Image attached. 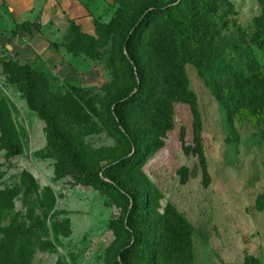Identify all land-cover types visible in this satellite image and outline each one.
<instances>
[{"label": "rangeland", "instance_id": "1", "mask_svg": "<svg viewBox=\"0 0 264 264\" xmlns=\"http://www.w3.org/2000/svg\"><path fill=\"white\" fill-rule=\"evenodd\" d=\"M97 1L93 32L75 22L68 40L74 55L99 70L98 80L75 82L37 68L29 86L12 66L0 75V244L21 264H116L131 241L122 222L134 200L130 194L127 203L125 190L141 200L133 223L142 244L133 264H242L249 255L264 264V209L257 206L264 125L242 118L232 131L228 108L195 65L175 76L176 51L160 18L134 45L147 95L127 104L124 119L143 147L133 166L115 172L121 191L86 182L50 136L41 111L104 176L129 152L109 106L132 85L122 43L150 0ZM262 10L259 0L221 3V32L210 44L218 63L246 73L253 62L264 66Z\"/></svg>", "mask_w": 264, "mask_h": 264}, {"label": "trees", "instance_id": "2", "mask_svg": "<svg viewBox=\"0 0 264 264\" xmlns=\"http://www.w3.org/2000/svg\"><path fill=\"white\" fill-rule=\"evenodd\" d=\"M224 0H150L145 6L134 14L131 30L126 34L123 43L122 56L130 65L132 85L123 93L115 97L109 106V115L114 127L125 140L129 147L128 154L120 157L108 165V175H102L96 168H89L80 159L76 148L63 135L55 119L45 111L41 116L47 121L50 136L58 141L69 153L70 162L79 176L86 182L99 185L104 189L119 190L121 183L114 176L115 172L133 166L141 156L142 143L136 132L129 129L124 119V111L127 104L143 103L147 95V85L140 62L137 58L134 45L138 35L145 30L156 18H160L168 29L169 37L176 51L175 76L180 73L187 64L196 66L200 76L205 78L207 86L215 98L228 108V120L231 130L234 131L233 122L237 119L264 125V66L258 62L251 63L248 72L241 70L232 64H220L215 60L211 43L221 32L218 16L221 3ZM263 6L262 14L257 21L264 24V0H259ZM33 24L30 22L17 25L18 30L32 34ZM73 29V26H72ZM125 50V52H124ZM13 67L16 73H21L23 79L32 85L36 69L30 65H21L16 62H5L3 72L9 73L8 67ZM237 138H229L228 141H236ZM204 161V156L202 155ZM127 203L130 204V194L134 202L130 208L128 221L122 222L130 235V242L120 248L116 264H133L130 256L136 253L142 244V234L137 223H133L135 212L141 206L140 195L123 191ZM257 206L264 209V194L258 198ZM184 226L189 223L180 217ZM189 235V234H188ZM189 238V236H188ZM7 245L0 244V264H21V257L9 256ZM152 253H149L151 259ZM242 264H261L259 260L249 255Z\"/></svg>", "mask_w": 264, "mask_h": 264}, {"label": "crops", "instance_id": "3", "mask_svg": "<svg viewBox=\"0 0 264 264\" xmlns=\"http://www.w3.org/2000/svg\"><path fill=\"white\" fill-rule=\"evenodd\" d=\"M97 0H0V75L5 62L30 65L61 79L95 82L99 70L74 55L68 36L75 22L93 32ZM30 22L32 34L17 25Z\"/></svg>", "mask_w": 264, "mask_h": 264}]
</instances>
